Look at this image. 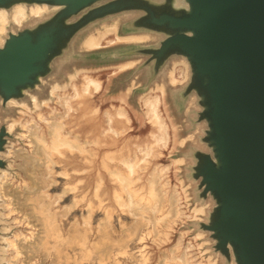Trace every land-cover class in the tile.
Masks as SVG:
<instances>
[{"label":"water","instance_id":"1","mask_svg":"<svg viewBox=\"0 0 264 264\" xmlns=\"http://www.w3.org/2000/svg\"><path fill=\"white\" fill-rule=\"evenodd\" d=\"M16 4L51 10L29 19L33 26L7 27L0 46L2 105L35 95L73 40L108 17L118 18L120 33L150 36L144 44L125 45L131 49L113 60L139 59L129 72L149 66L148 84L135 89H146L171 60H186L188 79L170 92L180 89L183 119L193 110L204 124L206 147L192 154V177L198 197L210 198L212 206L196 223L218 258L264 264V0H0V9ZM6 122L0 152L11 133ZM5 166L0 155V169Z\"/></svg>","mask_w":264,"mask_h":264},{"label":"rangeland","instance_id":"2","mask_svg":"<svg viewBox=\"0 0 264 264\" xmlns=\"http://www.w3.org/2000/svg\"><path fill=\"white\" fill-rule=\"evenodd\" d=\"M109 19L110 17L91 24L82 33L99 26L103 21L106 22ZM34 24V20H28L23 26H33ZM121 26H123V23ZM8 29H11V27ZM77 42L78 38H75L69 50L53 62L51 72L44 78L45 82L31 93L35 94L40 100L45 99L51 82L63 81L65 79V72L70 71L72 67H85L90 71H97L99 77L104 81L102 92L91 99L89 103L90 108L98 106L99 111L93 115L89 112V109L87 111L78 109L65 119V130L70 131L71 136L76 135L78 140L84 144L83 151L62 150L61 155L54 156L56 163L52 165L50 173L46 171L44 165H41L40 157L36 154V149L31 139L21 136L22 134L26 135L27 131L19 123L15 125L13 131L6 138L5 149L0 152L6 164L4 169L8 173L7 180L2 186V191L4 190V194L7 193L6 203L13 210L7 213V210L0 207V211L4 213L0 227L6 228V230L1 231L0 236L12 237L15 233H21V242L26 243L24 242L26 240L32 244L37 242V238L40 236V223L36 220V214L33 213V202L29 199V196L41 195L42 192H46L49 198H45V202H51L49 209L56 214V220L64 238L59 239L52 233L47 238V248H44L40 242L32 248L27 247L23 249V254L19 256L15 264H160L161 260H163V264H182L179 259L181 255L179 248H175L173 251H169V249L177 242L180 231H189V229L199 230L200 227L196 222L186 221L184 222V227H181L178 219H173L170 214L171 209L168 199L163 198L160 210L156 214L159 218L156 231L153 232L151 226L147 225L139 227L134 234L127 237L124 227H132L133 217L121 210L115 202V194L121 193L119 183L111 175L112 171L118 169L117 159L120 156L132 155L134 143L149 140L148 132L150 126L142 118L137 99L142 88H144L142 86H145V83L148 84L149 66H143L140 63V66L134 72L108 76V68L115 63L113 60L128 52L131 47L115 45L95 53H81L77 49ZM133 75H137V83L140 82L142 88L132 90L127 96V109L132 118L131 130L115 140L107 136L104 137L100 134L102 127L105 125L103 111L109 106L111 101H115V98L124 93ZM179 92L180 89H177V93L168 91L166 101L169 106V112L174 121L179 125L180 131L178 134L184 136L190 132H194V138L192 141H188L184 148H175V150H178L176 153H174L175 150L173 149L171 154L183 156L185 162L181 166L179 173L172 171L169 173V179L172 185L177 182V179H183L188 187L187 192L192 198L191 201H200L201 199L197 194V181L192 177V166L195 164L192 154L196 149L204 150L206 147L201 142L204 124L198 121L197 115L193 110L183 119L182 108L184 101L179 97ZM21 101L31 107L28 96L23 97ZM51 107L55 108L58 112L62 111L60 106L53 101L49 103V107H41L40 110L44 116H47ZM30 114L32 116L35 115L33 108H31ZM28 116V114H24L18 107L8 106L7 104L2 105L0 100V125L9 119L23 122L29 118ZM39 125L40 131L43 132L48 140L46 125L42 122ZM93 141H96V143ZM8 150H11L12 153L8 154ZM25 152L26 154L24 155ZM16 154L18 155L16 156ZM171 154L164 151L163 155L152 158L150 164L143 172L140 171L130 176V187L136 196L144 201L151 199V193L155 191V186L149 181L150 178H147L148 173L156 164H167L172 158ZM109 156L113 159L111 160ZM34 158L37 160L39 166L37 164L35 166L36 162H34ZM29 173L31 176L33 173V176H29ZM63 186L72 189L68 190L61 200L53 201L55 194L60 192L64 188ZM73 199L76 201V206L70 212L64 213V206ZM201 202L207 208L203 216V219L206 220L207 212L211 208L212 202L210 198L201 200ZM88 205L92 207L93 213L91 216V231L87 234L86 245L89 248V252L88 255L84 256L85 246L81 244L71 246L72 244L67 242L65 237L74 218L80 225L82 224L81 215L85 214ZM105 211H108L111 215L110 232L112 240L115 241L110 243L107 248L106 257L100 261L98 256L99 251L91 247V243L97 240L96 224L104 216ZM22 216L24 219H22ZM27 219L30 221H27ZM24 237L28 238L24 239ZM191 237L192 234L188 232L182 245H185ZM204 239L207 241L204 248H208L211 253H214L211 248L212 241L208 233H205ZM124 250L125 253H123ZM9 255L7 254V256ZM1 264L5 263L1 262ZM217 264L229 263L222 257H219Z\"/></svg>","mask_w":264,"mask_h":264},{"label":"bare ground","instance_id":"3","mask_svg":"<svg viewBox=\"0 0 264 264\" xmlns=\"http://www.w3.org/2000/svg\"><path fill=\"white\" fill-rule=\"evenodd\" d=\"M50 10L51 9L45 4H33L29 6L16 4L10 10L0 9V46L4 41V36L9 25L12 24L16 27H21L27 20L40 19ZM149 37L148 33L143 32L120 33L118 29V18H114L110 22L101 23L99 26L85 32L78 42V49L85 53H91L115 45H139L146 43ZM138 61L139 59L134 58L119 60L108 68L107 75L115 76L129 72L135 68ZM187 79L188 64L186 60L184 58L173 59L166 66L163 73L158 75V79H155L137 97L142 118L144 122L150 126L148 132L149 140L141 143H134L133 154L120 156L119 159H117L118 169H115L111 173L113 178L119 183L121 189L120 194H115V202L121 210L133 217L132 227H124L127 237L134 234L139 227L147 225L151 226L153 232L156 231L157 222L159 221L156 214L160 210L163 198L168 199L171 209L170 214L173 219H178L181 227H184L183 225L186 221H201L205 215L206 205L201 202L191 201L192 198L187 192L188 187L183 179H177V182L173 185L169 179V173L171 171L179 173L181 166L185 162L182 156L171 154L173 149L184 148L188 141L193 140V134L189 133L184 136L178 134L180 131L179 125L174 121L169 112L166 97L169 90L182 86ZM103 83L104 81L99 77L97 71H90L85 67H72L70 71L65 72V79L63 81H54L49 85L48 94L45 99L40 100L36 95L30 94L31 107L25 102L9 99L6 102L8 106L18 107L24 114H28L29 118L25 119L23 122L9 119L6 122V129L8 132H12L15 125L19 123L20 126L27 131L26 135L22 134L21 136H26L31 139L34 143L36 154L40 157L41 165H44L46 171L50 173L52 165L56 163L54 156L61 155L62 150L83 151L84 144L78 140L76 135L71 136V132L65 130V119L78 109L82 111H87L89 109L91 114H97L99 107L94 106L90 108L89 103L91 99L102 92ZM137 87H139V84L136 81V77H132L124 93L115 98V101H111L109 106L103 111V121L105 125L100 131L102 136H107L115 140L131 130L132 118L127 109L126 100L129 93ZM51 101L59 105L62 111L58 112L55 108L51 107L48 115L44 116L40 108L45 106L49 107ZM191 102L192 98L189 104H191ZM31 108L34 109V116L30 114ZM41 122L46 125L48 140L39 129V123ZM86 142L88 143V141ZM93 142L96 143V141ZM177 149L174 153L178 151ZM164 151L169 152L172 158L167 164H156L149 171L147 178H150L149 181L155 186V191L151 193L150 200L144 201L136 196L135 192L131 189L130 176L140 171L143 172L150 164V160L154 157L163 155ZM11 153L12 151L8 150V154ZM25 154L26 152L24 155ZM17 155L18 154H16V156ZM20 156L22 157V155ZM29 159L31 158L29 157ZM110 159L112 160L113 158L110 157ZM33 160L36 162L35 166H37V160H35V158ZM34 167H32V169ZM29 176H31L30 173ZM7 177L8 173L6 170L0 169V207L7 210V213H10L13 210L9 207V204L6 203L7 193L4 194V190L2 191V186L7 180ZM28 188L30 187L28 186ZM70 189L65 187L62 188L60 192L55 194L53 201L56 202L61 200ZM30 192L28 193L30 194ZM45 198H49L46 192H42L41 195L29 196V199L33 202V213L36 214V220L40 223V236H38L37 242L33 244L28 242V240L24 241L26 243L21 242V233H15L12 237L0 236V263L15 264L19 256L23 254V249L27 247L32 248L39 242L44 248H47V238L52 233L59 239L64 238L60 232L56 214L49 209L51 202H45ZM75 206L76 201L73 199L64 206V213L70 212ZM92 213V207L88 205L85 214L81 215L82 224L80 225L74 218L69 232L65 237L67 242L72 244L71 246L79 244L84 245L86 249L84 256L88 255L89 252V248H87L86 244L87 234L91 231ZM3 214L4 213L0 211V222L3 220ZM110 216V213L105 211L104 216L99 219L96 224L97 240L91 243V247L99 251L98 256L100 261L106 257L107 248L110 243L115 241L112 240L110 232ZM22 219H24L23 216ZM27 221L30 220L27 219ZM4 230H6L5 227H0V231ZM188 232L192 234V237L187 240L185 245H182ZM204 235L205 232L201 230L189 229V231H180L177 242L169 251L179 248L181 251L179 259L182 264H217L218 256L210 253L208 248H204V245L207 243L204 239ZM27 238L24 237V239ZM123 253H125V250ZM7 254L10 255L7 256ZM160 264H163V260L160 261Z\"/></svg>","mask_w":264,"mask_h":264}]
</instances>
